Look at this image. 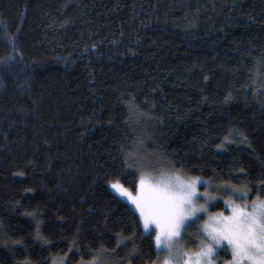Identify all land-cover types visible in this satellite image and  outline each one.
<instances>
[{"label": "trees", "instance_id": "16d2710c", "mask_svg": "<svg viewBox=\"0 0 264 264\" xmlns=\"http://www.w3.org/2000/svg\"><path fill=\"white\" fill-rule=\"evenodd\" d=\"M4 30L0 264H153L124 151L264 198V0H0Z\"/></svg>", "mask_w": 264, "mask_h": 264}, {"label": "snow or ice", "instance_id": "6c2138e0", "mask_svg": "<svg viewBox=\"0 0 264 264\" xmlns=\"http://www.w3.org/2000/svg\"><path fill=\"white\" fill-rule=\"evenodd\" d=\"M0 40L7 41L14 51H18L14 33L4 30L0 32ZM14 58L10 53L6 59L0 57V63ZM245 140L242 137L241 142ZM217 147H223V144ZM121 150L124 151V145ZM146 167L124 151V168H135L139 173L134 181L135 192L125 187L119 178L110 180L109 186L120 198L126 197L131 202L139 215V224L152 236L158 253L153 264H216L214 258L220 251L230 252V258L224 264H264V198L257 196L249 203L246 188L227 182L215 191H209L212 179L181 175V170L175 169L174 165L171 171L161 169L156 174H153L155 169L145 171ZM260 183L264 185V181ZM198 185L203 186L202 192ZM221 191L236 197V200H225L229 214L221 212L206 216L197 229L199 242L195 250L181 245L184 233L200 220L201 214L208 212V204ZM239 200L244 202L238 203ZM160 253L164 254L162 260Z\"/></svg>", "mask_w": 264, "mask_h": 264}, {"label": "rangeland", "instance_id": "374dc122", "mask_svg": "<svg viewBox=\"0 0 264 264\" xmlns=\"http://www.w3.org/2000/svg\"><path fill=\"white\" fill-rule=\"evenodd\" d=\"M151 160H154V159H151ZM156 173H158V172H154L153 174H156ZM202 179H204V178H202ZM218 186L219 185H217L216 183H214L212 181V185L209 188V191H215ZM197 187H198L199 191H201V192L204 190L202 185H198ZM111 191L114 193V191L112 189H111ZM134 192L135 191H133V193ZM114 194H116V193H114ZM116 195L119 197L118 194H116ZM120 199L122 201L128 203L132 207V209L134 210V206L131 204L130 201L127 200L126 197L125 198H120ZM225 200H236V198H233V196L231 195L230 192H222V191L218 192L217 195H216V199L212 200L208 204V206H207L208 212L206 214H201L200 220L196 221L195 223H193L187 229L186 233H184L183 238L180 241L181 245H183L186 248H190L192 250L196 249V247L198 245V242H199L197 229L200 228V226H201L203 220L206 218V216L210 215V214L221 213V212L224 213L225 215L229 214V209H228V207H227V205L225 203ZM237 202L242 204L244 201L243 200H239ZM218 203L223 204L227 210L224 212L222 209L217 208V204ZM152 235H154V233ZM160 254H161V260H162V257H163L164 254L163 253H160ZM227 254H228L229 257L227 256ZM229 258H230V252L223 251L222 253L219 252L218 256L215 257L214 259L216 261V264H224V262L226 260H228ZM52 264H65V263H64L63 260H58V261H54ZM78 264H109V263L105 259L99 258V259H95V260L80 262Z\"/></svg>", "mask_w": 264, "mask_h": 264}]
</instances>
